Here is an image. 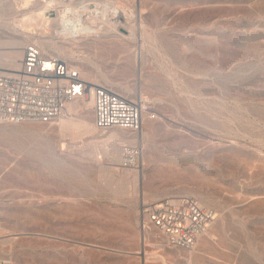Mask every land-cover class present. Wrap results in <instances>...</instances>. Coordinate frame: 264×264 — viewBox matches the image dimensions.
<instances>
[{
  "label": "rangeland",
  "instance_id": "1",
  "mask_svg": "<svg viewBox=\"0 0 264 264\" xmlns=\"http://www.w3.org/2000/svg\"><path fill=\"white\" fill-rule=\"evenodd\" d=\"M84 1L116 6L125 35L137 26L135 41L89 36L74 49L87 79V68L98 66L99 83L143 100L141 137L122 144L119 158L111 156L108 149L121 144L115 136L104 139L111 130L134 132L97 127L93 104L85 113L62 115L85 118L96 126L88 131L81 124L60 127L59 118L0 123V258L6 264H264V0ZM26 7L25 0H0V50L15 36L36 40L19 24ZM49 13L57 18L58 8ZM32 30L46 31L36 24ZM125 144L139 148L136 166L120 164ZM119 182L125 191H117ZM180 194L218 212L205 246L199 242L207 233L193 250L170 246L148 220L146 207Z\"/></svg>",
  "mask_w": 264,
  "mask_h": 264
},
{
  "label": "built area",
  "instance_id": "2",
  "mask_svg": "<svg viewBox=\"0 0 264 264\" xmlns=\"http://www.w3.org/2000/svg\"><path fill=\"white\" fill-rule=\"evenodd\" d=\"M46 2L53 3L50 0ZM88 97L93 98L97 127L122 128L132 132L142 129L143 100L109 85L92 83L75 63L47 53L35 41L24 47L18 68L0 66V123L52 122L66 112L69 102ZM139 157L137 145L125 144L120 164L136 166ZM144 211L149 222L165 236L164 241L168 245L190 250L195 248L218 217L214 208L204 206L197 197L189 194L165 197ZM0 264H6V261L0 258Z\"/></svg>",
  "mask_w": 264,
  "mask_h": 264
},
{
  "label": "bare ground",
  "instance_id": "3",
  "mask_svg": "<svg viewBox=\"0 0 264 264\" xmlns=\"http://www.w3.org/2000/svg\"><path fill=\"white\" fill-rule=\"evenodd\" d=\"M50 1H53V3L50 4L46 2L41 4V1L38 0H25L27 4L26 7L27 9L24 10V12L22 13V17H20V21H19L20 26H22L24 30L22 33L26 34V38H32V39L36 38L35 42H37L47 53H51L50 51H48L49 48L53 51H56L57 55L63 58H67V57L72 58L74 61L77 62L76 65L80 67L82 72L85 70L84 66L81 64L83 62V57L80 56L81 54L78 52L77 49H74L79 47L75 43L76 41L77 42L80 41L79 39H81L82 37L90 36L93 37L95 40L108 41V42L125 41L124 43H127L129 41H135L139 38V33L137 31V26H135V24L131 26V32L129 35H125L123 32L120 31V25L124 23L122 22L119 16L118 8L116 6H113L110 2L108 3L106 2L102 4L101 3L89 4L84 0L79 2L78 0L77 1L50 0ZM53 5L58 8L57 18L51 17L52 13H49L51 9L50 7ZM54 20L58 21L59 25L54 26L51 35H53V37L55 35V36H62L64 37V39L67 38V40H70V43L73 44L72 46L64 44L66 42L68 43V41H63V43H58V41L54 40V38L51 35L49 37L46 36L49 35L47 29L52 27V21ZM35 24L40 27H43V29H46V31H42L40 33H38V31L35 32L34 30L29 31V28H33ZM43 32H46V34H43ZM142 38L144 39L145 42L148 39L146 29L142 31ZM25 41H26L25 38H20L16 36L11 38L8 41V44H10V48L8 50L7 49L0 50V64H7L8 65L7 68H13V69L18 68L20 66L21 63L20 60L23 53L21 47ZM29 42L26 41V44ZM94 66L91 68H87V73L91 77L89 80L92 83H99L98 73L100 69L98 66H96V68ZM123 86L128 90L133 89L132 87L127 85H123ZM90 98H91L90 100L88 97V98H83L82 101L73 100L69 102L67 106V112L76 111L79 113H85V111H87V109H89V107L93 104V98L92 97ZM59 119H60L59 123L61 124L60 127L81 124V126L82 125L85 126V129L87 128L86 129L87 131L94 129L96 127L93 123L87 121L85 118L74 120L70 115L68 117H64L61 115ZM73 129L74 128L71 127V130ZM64 130H66V127ZM139 135L141 137V134ZM139 135L138 132L137 133L134 132V134H130V133L126 134L123 132H119L118 130H111V132L104 139L115 136L117 141H119L121 144H114L113 147L112 148L110 147L107 152H109L111 156L119 158V155L121 154L120 146L124 143H132L137 141ZM138 176L139 174L135 173L136 179H138ZM116 189L119 192L125 191L124 183L119 182L116 186ZM0 228H2L1 223H0ZM211 236L212 233L208 231L205 239L199 242V247L205 246L209 242L208 238H211ZM161 258L165 262V257L161 255Z\"/></svg>",
  "mask_w": 264,
  "mask_h": 264
}]
</instances>
